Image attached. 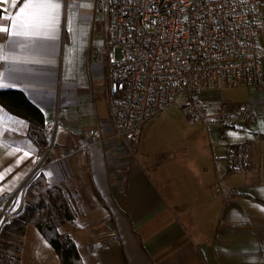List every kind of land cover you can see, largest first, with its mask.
<instances>
[{"label": "crops", "instance_id": "1", "mask_svg": "<svg viewBox=\"0 0 264 264\" xmlns=\"http://www.w3.org/2000/svg\"><path fill=\"white\" fill-rule=\"evenodd\" d=\"M56 2L55 39L0 32V57H7L0 59V83L11 85L0 90L22 91L46 124L59 120L56 145L33 178L27 201L51 188L61 195L68 213L59 217L58 228L76 243L84 264H264V90L201 93L211 115L253 102L254 119L244 126L206 129L193 123L202 129L158 145L152 115L132 148L112 119L108 62L95 56V43L103 40L97 0ZM21 6L0 4L5 15ZM261 11L264 18V0ZM105 28L107 35V22ZM259 43L264 68V19ZM90 129L99 131L101 141L89 152L68 154ZM42 130L0 102V197L39 168ZM242 142L251 146V167L232 173L227 156ZM218 179L223 194L215 191ZM115 235L121 243L101 246ZM19 244L21 264H62L33 223Z\"/></svg>", "mask_w": 264, "mask_h": 264}, {"label": "built area", "instance_id": "2", "mask_svg": "<svg viewBox=\"0 0 264 264\" xmlns=\"http://www.w3.org/2000/svg\"><path fill=\"white\" fill-rule=\"evenodd\" d=\"M262 0H97V14L108 25L105 40L95 43V56L108 62V98L119 136L134 147L144 122L181 97L190 123L206 129L244 126L255 116V104H240L228 113L208 114L201 93L219 88L264 90L259 43ZM59 120L39 131L40 165L56 145ZM101 141L97 129L86 132L68 154L89 152ZM251 165V146L239 143L227 156L230 172ZM29 182L0 197V231L26 204ZM215 191L223 194L218 179ZM121 243L118 235L102 246Z\"/></svg>", "mask_w": 264, "mask_h": 264}, {"label": "trees", "instance_id": "3", "mask_svg": "<svg viewBox=\"0 0 264 264\" xmlns=\"http://www.w3.org/2000/svg\"><path fill=\"white\" fill-rule=\"evenodd\" d=\"M0 102L11 111L28 118L38 129L46 123L42 111L20 90H0ZM264 205V200L260 201ZM61 195L51 188L35 201H27L24 210L0 231V264H21L20 238L28 223H33L57 251L62 264H84L78 246L67 233L59 231L57 216L65 215Z\"/></svg>", "mask_w": 264, "mask_h": 264}, {"label": "snow or ice", "instance_id": "4", "mask_svg": "<svg viewBox=\"0 0 264 264\" xmlns=\"http://www.w3.org/2000/svg\"><path fill=\"white\" fill-rule=\"evenodd\" d=\"M10 2L12 8L18 11L12 15H5L7 9L0 7V21H8L7 25L0 24V32L7 33L10 37H44L55 39L53 35L59 18V3L56 0H0V4ZM91 6V5H86ZM69 24L70 20L67 21ZM7 59V57H0ZM0 83V87H8ZM27 155V153H25Z\"/></svg>", "mask_w": 264, "mask_h": 264}, {"label": "rangeland", "instance_id": "5", "mask_svg": "<svg viewBox=\"0 0 264 264\" xmlns=\"http://www.w3.org/2000/svg\"><path fill=\"white\" fill-rule=\"evenodd\" d=\"M99 26L101 29V32L99 34V38L105 40V38H106V28H105L106 27V21L104 20V18H101V22H100ZM242 89L243 88L239 87L238 89H233L232 92H238L239 93V91H241ZM202 98L204 99V97H202ZM181 103H182V99L180 96H178L172 104H170L169 106H167V108H165V110L161 111V113H159L157 115H153L150 118V121H152L154 123V126H155L153 128V129H155L154 137H155V139H156L155 141H157L158 145L160 144L161 141H162V143L165 142L164 144H166V142H169V140L186 139L188 136L187 135L188 133H190V132L194 133L197 130L202 129L201 124H193V123L189 122L188 118L181 111ZM39 140H40V137H39ZM40 142H41V140H40ZM48 156H47V158H48ZM47 158H46V160H47ZM251 158H252V155H251ZM45 162L42 165H40V163H39V166H38L39 168H36L35 172L33 174H31V176L23 182V183L29 182V186L27 189V195H26V201L28 198V192H29L30 186L33 182V178L36 176L38 171H40L43 168V165L45 164ZM250 167H251V165H250ZM247 171H245V172H247ZM232 173H234V172H232ZM240 173H244V172H240ZM220 182H221V180H220ZM59 217L60 216L56 217L55 221L57 223L59 221ZM59 229L61 231H63L62 228H59ZM106 241H108V239ZM113 244H117V243H113ZM111 245L112 244H110L109 246H111ZM104 247H108V246H104Z\"/></svg>", "mask_w": 264, "mask_h": 264}]
</instances>
